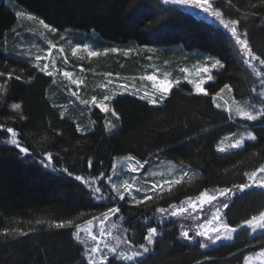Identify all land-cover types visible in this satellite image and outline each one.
<instances>
[{
    "label": "trees",
    "instance_id": "16d2710c",
    "mask_svg": "<svg viewBox=\"0 0 264 264\" xmlns=\"http://www.w3.org/2000/svg\"><path fill=\"white\" fill-rule=\"evenodd\" d=\"M212 6L225 22L238 20L241 38L264 58V0H213ZM14 9L44 20L59 33L95 32L102 45L119 47L131 56L142 49H179L172 57L210 55L224 68L208 86L209 95H196L190 86L181 85L161 105L118 96L112 105L115 128L108 132V116L97 107L90 113L79 110L84 117L80 120L61 115L59 96L50 89L52 77L43 65L25 56L35 38L17 31ZM199 15L179 5H165L163 0H0V86H7L0 96V264H87L75 230L115 206L129 240L139 248L146 245L147 230L156 227L154 216L160 208L179 205L204 191L243 185L249 173L264 165V118L234 123L212 99L228 85L237 99L259 104L264 99L259 96L264 75L257 73L264 72V65L248 62L220 18L213 17L214 21ZM162 55L171 57L168 52ZM125 57L114 53L113 64L116 61L125 72L130 67V72L135 71L137 63L132 59L122 63ZM13 103L21 108H11ZM238 124L250 127L257 140L240 150L218 153L217 145L236 133ZM8 127L29 149L27 155L10 143ZM49 152L56 170L40 163ZM127 155L139 160L164 158L190 167L199 177L145 201H121L106 178L114 159ZM76 175L89 183L77 181ZM91 181L101 187L102 202L97 201L101 194L91 189ZM260 212H264V188H255L236 197L224 214L227 226L237 229L231 241L204 248L200 241L183 240L180 226H174L165 229L153 252L141 260L125 263L111 258L108 264H244L248 255L264 249V234L253 237L255 228L246 223Z\"/></svg>",
    "mask_w": 264,
    "mask_h": 264
},
{
    "label": "rangeland",
    "instance_id": "374dc122",
    "mask_svg": "<svg viewBox=\"0 0 264 264\" xmlns=\"http://www.w3.org/2000/svg\"><path fill=\"white\" fill-rule=\"evenodd\" d=\"M212 1L213 0H209L211 5ZM6 3L9 7L10 5H13L10 1H7ZM179 6L193 12L194 14L199 13V16H206L208 20L216 21L212 15L205 13L199 8L192 6ZM14 11L18 17L17 25L19 26V29L17 31H23L24 34H30L35 38L32 44H30L31 48L26 50L25 56L35 63L43 65V68L46 66L47 71L52 73L50 76L52 77L53 82L50 89L53 92L55 91L59 96L57 99L60 105L59 108L60 110H64V112H61V115L63 117L73 115L75 116V118L73 117L74 119L80 120L84 117L79 113V110H86L90 113L92 108L103 103L110 109L107 113L103 112L108 116L106 120L108 132L112 131L110 128H115L116 114L113 115L114 111L112 105L113 101L118 96L130 95L140 99L143 97L142 100L149 103H151L150 98H152L157 100V103H151L152 105H161L163 100L169 96L170 91L174 88H179L181 85L190 86L192 92L196 95H204L198 92L195 87V85L201 81H205V83L202 84V87L208 93L207 95H209L210 91L208 86L215 82V74L224 68H220L218 65L213 67L215 61L218 59L210 55L192 53L191 56L183 54L180 55V57H172L179 52V49H163L155 51L151 49H142L137 50L136 52L133 51L132 56L131 53L122 52L119 47L117 48L118 51L113 52L111 51V49H114L113 47H107L100 43V38L95 32L84 33L81 31L67 30L59 33L51 31L50 27L49 29H45L43 25L39 23L37 18L35 20H29L28 16L30 14L15 9ZM91 51L98 52L100 55L89 56L88 53ZM166 52L170 54V58L159 57L163 56L162 53ZM114 53L117 57L121 54L126 56L122 63L126 64L129 59H132L137 65L139 64L140 67L135 65V71L133 72H130L131 67L128 69V72H125L127 69L123 66L118 69L116 61L113 64L112 56H114ZM110 65L113 66V69ZM202 68H208L209 71L206 73L202 72L200 71ZM185 69L187 71H184ZM113 70L124 72H112ZM64 71L72 73L71 80L63 76L62 73ZM150 75L156 76L158 80L170 81L172 85L170 91L161 96V93L157 90L158 85L153 81L144 79ZM209 76H211V79H208ZM72 80L80 81L79 85L74 84ZM109 81H111V83H109ZM122 85H126L127 87H121ZM229 88L231 90H229ZM229 88H225L224 86L221 90L212 95L215 107L227 113L229 117L234 120V123L237 120L247 123L260 121L262 118L255 121L245 120L238 112V109L241 108L246 111H251L252 108L250 105L253 104L256 108H259L261 106L260 103H255L251 99H237L233 94L232 88L230 86ZM73 93H76V95H73ZM49 96H51V94H49ZM105 96L109 97V99L105 100ZM93 98H95L96 104L92 103ZM85 101H87V103H85ZM217 105H219V107H217ZM76 124L78 130L82 132L83 129L81 128V125L78 122H76ZM238 126L241 128V124H238ZM240 128L236 133L227 135L219 143L216 148L218 153L226 154L237 151L244 148L246 143L255 142L257 140L249 139L250 135L255 136V133L250 127L243 126L242 129ZM237 140L242 141L240 147H231V145L236 143ZM221 148H223L224 151H220L219 149ZM137 161H139V163H137ZM262 167H264V165ZM133 169H135V171H133ZM255 172H257L256 183L258 184L260 182V177H264V173H260L259 170ZM197 177H199V173L190 167L164 158L154 157L153 159L139 160L132 155H127L116 157L114 159L111 173L109 177L106 178V182L111 189V192H113L118 198L117 191L123 194L124 199H129L131 201H145L148 200V197L152 198L161 192L171 190L182 182L193 180ZM245 184H251L252 186L243 190H240L238 186L226 188L230 189L227 195L220 194L221 190L224 189L209 190L207 191L209 195L216 196V199L212 200L210 203L205 202L201 204L197 200V197L193 198V202L197 204L195 209L186 205L184 203L185 201L179 205H175V211L178 213L176 216L171 215L173 211L172 207L165 209V212L163 213L158 210L154 216L157 233L153 237L154 242L152 244L148 245L146 242L148 251L144 252L143 249H141L142 255L130 260H125L120 256H113L108 253V262L111 258H116L125 263H135L141 260L146 257L148 253L153 252L156 241L164 236L165 229H169L170 227L173 228L174 226H180L183 240L200 241L204 248H211L220 243L231 241L237 229L233 232L230 230L225 231L224 228L221 227V225H227L224 220L226 210L236 197L244 195L255 188L261 189V187L252 184V181L248 179V175ZM90 185L93 191L94 188L97 187L96 182L95 184L90 183ZM95 193L99 194L97 192ZM100 194L102 195L101 192ZM98 197L100 196H96L97 201L102 202L103 199H99ZM133 197H135V199H133ZM119 200L121 199L119 198ZM224 204H227L228 207L225 208ZM115 207L119 209L118 206ZM182 208H187V210L181 211ZM91 220H93L91 226L92 231L97 235L98 242L101 243L102 249L103 242L105 241L109 243L110 246H114L115 236L126 235L128 238V232L124 228V220L123 218L121 219L120 211L110 216L107 220L103 219V214L92 218ZM209 221H211L210 224ZM203 225H208V234L204 236L197 235L198 232L204 230L202 227ZM81 226L84 228L89 227L87 222ZM102 226L105 229V235L103 238L99 236V230ZM216 228H220V230L215 231ZM228 228L232 229L230 227ZM184 232H188L189 235L187 238L184 237ZM77 234H79V240L76 238ZM260 234H264V228H261L258 224L255 227L253 237ZM74 238L76 242L84 248V255L87 248L94 246V242L80 226L76 228ZM103 250L107 253L106 249ZM121 250L131 257V250L125 245L121 244L118 246V251ZM261 253H264V249L248 255L244 260V264H264V256H262ZM248 257H252V259L249 260Z\"/></svg>",
    "mask_w": 264,
    "mask_h": 264
},
{
    "label": "snow or ice",
    "instance_id": "6c2138e0",
    "mask_svg": "<svg viewBox=\"0 0 264 264\" xmlns=\"http://www.w3.org/2000/svg\"><path fill=\"white\" fill-rule=\"evenodd\" d=\"M163 3L165 5H182V6H192L195 8H199L201 10H203L205 13H208L210 15H212L213 17L216 18H220V22L224 25V27L226 29H229L231 32V35L233 37L236 38V42L242 46L243 51L245 53V55L249 58L248 62L251 63L252 61H256L258 62L260 65H264V58H262L261 55H257L254 53L253 49L251 47H249V42L246 38H241V34L238 32V25H239V21L238 20H229L228 22H225L222 19V13L218 10H216L215 8H213V6L209 3V0H163ZM29 20H35L36 17L29 15L28 16ZM39 23L41 25H43V27L45 29H49V25L46 24L44 22V20H39ZM51 31H55V29H50ZM78 50V49H77ZM111 51L116 52L118 51L117 49H111ZM74 54H75V50H74ZM89 56H98L100 55V53L95 52V51H91L88 53ZM219 66L220 68H223L224 65L219 61L216 60L215 64L213 65V67ZM254 67V66H253ZM44 71L47 72L48 75H52L51 72L47 71V67L45 66V68L43 69ZM255 70V69H254ZM184 71H187L186 69ZM200 71L202 72H208L209 69L208 68H202L200 69ZM63 76L70 79L72 78V73L68 72V71H64ZM258 75H264V72H258ZM144 79H147L149 81H153L156 85H158V91L161 93V96H163L164 94H167L170 89H171V82L167 81V80H158L156 76L154 75H150L145 77ZM208 79H211V76L208 77ZM72 82L74 84L79 85L80 81L78 80H72ZM191 82V81H190ZM109 83H111V81H109ZM178 83V82H177ZM205 83V81H201L200 83H197L195 85L196 89L198 92L207 95L208 93L206 92V90L202 87V84ZM261 84L264 85V79L261 80ZM121 87L126 88V85H122ZM225 88H229L228 85H225ZM229 90H231L229 88ZM253 91H255V89H253ZM73 95H76V93H73ZM259 96L264 98V91L259 93ZM143 99V97H141ZM105 100H108L109 97L105 96L104 97ZM150 102L155 104L157 103L156 99H152L150 98ZM85 103H87V101H85ZM93 104H96V100L95 98H93L92 101ZM260 103V107L256 108V106L250 105V107L252 108L251 111H246L244 109H238V112L240 113V115L242 116L243 119L248 120V121H255L259 118H264V99H261L259 101ZM97 107L100 108V110L102 112L107 113L108 111H110V109L103 103L98 104ZM217 107H219V105H217ZM21 108L20 104H16L14 105V109L19 110ZM113 115H115V113L113 112ZM5 131L7 133L11 134V140L10 143L12 145H15L19 151L23 154H28L29 153V149L27 147H23L21 146L19 140L16 138L17 137V133L14 129H12L11 127H8L5 129ZM249 139L251 140H255L256 137L255 136H249ZM242 141L237 140L236 143L232 144L231 147L233 148H238L240 147ZM220 151H224L223 148L219 149ZM53 160L54 157L52 155V153H45L43 158L40 160V163L43 167L45 168H52L53 170H56L53 164ZM137 163H139V161H137ZM91 163H89V167H91ZM63 172L67 173L69 176H72L73 173L71 171H69L67 168L62 169ZM133 171H135V169H133ZM260 173H264V167H261L259 169ZM75 179L77 181H83L84 183H89V181L85 180L84 177L80 176V175H76ZM248 179L250 181H252V184H255V186L257 187H261L264 188V177H260V182L257 184V172H252L251 174H248ZM92 184H95V181H91ZM251 184H243V185H239L238 187L240 188V190H243L245 188L251 187ZM115 187V186H113ZM94 191L97 193L101 192V187H95ZM230 191V189H224L221 190V195H227L228 192ZM117 195L119 196V198L121 200L124 199L123 194H121L119 191H117ZM99 199H104V196H100L98 197ZM133 199H135V197H133ZM148 199H151V197H148ZM216 199V196L214 195H209V193L207 191L202 192L198 197L197 200L203 204L205 202L210 203L212 200ZM186 205L190 206L191 208L195 209L197 207V204L195 202H193L192 199H188L184 202ZM224 207L227 208L228 205L224 204ZM173 211L171 213V215L176 216L178 213L175 211L176 206L173 205L172 206ZM187 208H182L181 211H186ZM119 211L118 208L113 207L110 208L109 211L105 212L103 214V219L107 220L110 216L116 214ZM159 211L161 213L165 212L164 208H160ZM218 218V217H217ZM96 219H100V218H96ZM122 219V217H121ZM69 225H71V221L67 222ZM211 223V221H209V224ZM247 225L249 227L255 228L257 226V224H259V226L261 228H264V212H260L258 216H252L251 219H249L247 222ZM87 224L89 227L84 228L83 226H80L82 228L83 231H85V233L91 238V240L94 242V246L87 248L86 252H85V256H86V260H87V264H108V253L112 254L113 256H120L122 259L125 260H130V259H135L136 257H139L142 255L141 249H143L144 252L148 251V248L145 244H141L139 248H136L132 242L127 238L126 235H118L114 237L115 240V245L114 246H110L109 243H107L106 241L103 242V249L107 250V253H105V251L101 248V243L98 242L97 239V235L93 233L92 231V224H93V220H88ZM57 227H64V224H57ZM204 230L200 231L197 233V235H207V227L208 225H203L202 226ZM221 227L224 228L225 231H236L235 228L229 229L227 225H221ZM220 228H216L215 231H219ZM157 233V229L155 227H151L147 230V235L145 237L147 244L150 245L154 242L153 237L155 236V234ZM105 235V229L102 226L99 230V236L101 238H103ZM184 237L187 238L188 237V232H184L183 233ZM78 240L80 239L79 234H77L76 237ZM125 245L127 248H129L131 250V257H129L124 251H118V246L119 245ZM262 256H264V253H261ZM249 260L252 259V257H248Z\"/></svg>",
    "mask_w": 264,
    "mask_h": 264
},
{
    "label": "clouds",
    "instance_id": "9594fccd",
    "mask_svg": "<svg viewBox=\"0 0 264 264\" xmlns=\"http://www.w3.org/2000/svg\"><path fill=\"white\" fill-rule=\"evenodd\" d=\"M6 87H7L6 85L5 86H0V96L5 94ZM16 104H19V103H13V104L10 105V107L14 109V105H16Z\"/></svg>",
    "mask_w": 264,
    "mask_h": 264
},
{
    "label": "bare ground",
    "instance_id": "6f19581e",
    "mask_svg": "<svg viewBox=\"0 0 264 264\" xmlns=\"http://www.w3.org/2000/svg\"><path fill=\"white\" fill-rule=\"evenodd\" d=\"M192 90V89H191ZM215 105V104H214ZM240 129H242V128H240ZM231 135V134H230ZM226 137V136H225ZM218 146V145H217Z\"/></svg>",
    "mask_w": 264,
    "mask_h": 264
}]
</instances>
